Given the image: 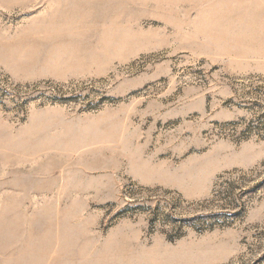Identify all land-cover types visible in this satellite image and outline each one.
Segmentation results:
<instances>
[{"label": "rangeland", "instance_id": "1", "mask_svg": "<svg viewBox=\"0 0 264 264\" xmlns=\"http://www.w3.org/2000/svg\"><path fill=\"white\" fill-rule=\"evenodd\" d=\"M0 264H264V0H0Z\"/></svg>", "mask_w": 264, "mask_h": 264}]
</instances>
